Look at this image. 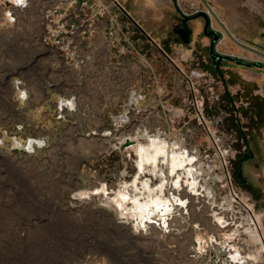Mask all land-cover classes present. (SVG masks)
Instances as JSON below:
<instances>
[{
	"label": "rangeland",
	"instance_id": "obj_1",
	"mask_svg": "<svg viewBox=\"0 0 264 264\" xmlns=\"http://www.w3.org/2000/svg\"><path fill=\"white\" fill-rule=\"evenodd\" d=\"M58 1L28 0L21 7L0 0V264H233L234 251L248 258L243 264H264V248L257 252L264 247V199L255 200L234 182L231 163L244 146L241 141L235 156L227 132L240 133L231 99L247 135L264 145V83L243 85L240 94L230 97L219 77L193 64L182 42L163 43L176 39L175 28L187 17L205 54L214 29L220 33L214 54L264 66V0H154L155 6L171 11L162 23L165 27L159 25L152 32L130 11L137 1L144 6L145 0L128 4V0H90L108 7L106 31L96 35L93 59L80 70L60 50L40 42L42 12ZM114 12L133 30L125 26L124 44L110 26ZM135 36L141 39L136 45ZM159 69H172L176 83L172 80L173 89L154 93L147 81L165 83L163 73H154ZM195 71L206 73L208 80L192 77ZM213 78L214 96L219 95L221 103L211 101L212 93L205 87L197 93L187 88L189 79L202 85ZM169 91L178 98L168 101L164 96ZM187 96L192 116L184 107L190 117L184 122L178 108ZM201 106L207 120L203 123L194 120ZM214 132L220 137L218 152L212 146ZM146 135L180 151L186 149L185 138L189 151L197 145L206 149L189 154L198 159L191 178L201 179L200 202L194 203L193 195L180 190V198L189 199V217L175 216L168 232L154 225L137 230L134 218L114 199L127 190L131 197L144 192L145 180L152 187L164 180L159 171L148 168L135 181L136 149L146 143ZM126 140L132 144L123 149ZM261 175L264 165L258 179ZM170 192L176 190L168 187L166 197ZM214 212L222 213L230 226L220 228ZM249 227L262 237L255 240L245 231Z\"/></svg>",
	"mask_w": 264,
	"mask_h": 264
},
{
	"label": "bare ground",
	"instance_id": "obj_2",
	"mask_svg": "<svg viewBox=\"0 0 264 264\" xmlns=\"http://www.w3.org/2000/svg\"><path fill=\"white\" fill-rule=\"evenodd\" d=\"M16 4L21 7L25 6L19 4L17 0ZM22 96L25 97L26 93H23ZM146 139V143L136 149L138 174L135 181L137 182L139 175L148 168H151L152 173L159 171L164 180L156 187H152L150 180H145L142 183L144 192L139 191L131 197L130 192L127 190L126 193L116 195L114 199L117 200L118 205L125 210L126 214L134 218L137 230L154 225L156 228L168 232L170 231V221L175 216L183 217L187 214L184 219L189 217V203L187 204V201H183L179 196L180 190L184 188L182 182L186 185L189 194L195 197L194 203L199 204L202 197L198 191V182L191 178L193 170L196 169L194 165L195 158L179 149L170 148L169 143L161 139L150 137V135H146ZM33 143L34 141H29L28 146L32 148ZM37 143L42 144L43 142L39 141ZM168 187L176 190V192H170V195L166 197L165 193ZM136 190L139 189L136 188ZM129 203H131V207L128 209L126 206ZM221 214L214 212L212 215L220 228H228L230 223ZM248 221L250 223V219ZM245 231L255 240H258L261 236L259 231H254L250 227L246 228ZM263 248V246L257 248V252L261 253ZM232 259L233 264L247 263V259L236 251H234ZM249 259L254 261L255 257L249 256Z\"/></svg>",
	"mask_w": 264,
	"mask_h": 264
},
{
	"label": "built area",
	"instance_id": "obj_3",
	"mask_svg": "<svg viewBox=\"0 0 264 264\" xmlns=\"http://www.w3.org/2000/svg\"><path fill=\"white\" fill-rule=\"evenodd\" d=\"M12 1L16 3V0ZM117 8L120 9L121 7L118 5ZM107 12L108 7L94 5L90 0H59L42 12L40 42L44 46L60 50L62 55L67 58L66 60L75 69L80 70L93 59L92 47L95 45L96 35L104 34L105 24L103 23H105ZM213 31L219 33L214 29ZM229 57L233 58V55ZM152 74L154 75V73ZM182 74L184 75V72ZM197 76L200 79L208 80L206 73L195 71L192 77L197 78ZM187 82L188 90L197 93L198 89H204L205 87L207 91L212 93L210 96L211 101L215 100L217 103L220 101L219 95L215 93L214 96L215 90L217 92L214 78L209 80L208 84L202 85L195 84L192 79ZM200 98L203 100L204 96L201 95ZM153 108L154 106H151V110ZM203 111L201 106V110L196 113L197 119L202 123L207 121ZM224 152L227 153L228 150L226 149Z\"/></svg>",
	"mask_w": 264,
	"mask_h": 264
},
{
	"label": "crops",
	"instance_id": "obj_4",
	"mask_svg": "<svg viewBox=\"0 0 264 264\" xmlns=\"http://www.w3.org/2000/svg\"><path fill=\"white\" fill-rule=\"evenodd\" d=\"M129 1L133 2L134 0H128L126 3L128 4ZM145 1L146 2H145L144 6H141L139 4V1H137L136 5L132 6L130 11H131L132 17L135 21H137L139 24H141L145 28V30H147L148 32H152L151 30L155 29L157 26L163 25L162 23L165 22L166 15L170 14L171 10H168L169 12H165L167 10L161 9V7H158V5H156V6L154 5V3H155L154 0H145ZM127 8H128V6H127ZM114 13H115V19H114V22H111L110 26H112L117 32H119L120 36H118V38L120 39V44H124V42L122 41V34L124 33V28L126 26L129 31H131V29L127 26L128 24L126 22H124L125 20L122 16H117V13L116 12H114ZM111 18H112V16H111ZM190 21L191 20H189V22ZM113 23H114V25H112ZM180 26H182V25H180ZM163 27H165V26L163 25L162 28ZM190 27L191 26H189V29H191ZM169 28H171V26ZM196 29H197V26L195 27V30ZM105 31H106V29H105ZM132 31H131V33H133ZM191 32L192 33H191L190 41H191V39L193 41L189 42V44H184L183 41L181 40L180 36L177 35L176 33H175V35L178 37L175 36L176 39L174 41H172L171 39L170 40L165 39V40H163V43L164 44H176L178 42H182L183 43L182 47L185 50H187L186 55H188L189 58L190 57L192 58L193 64L197 62V65L199 67H201L200 69H203V71H206L208 73H214L216 75L217 71H216L215 66H213V64H212L213 61H212V57H211V43H212L213 39L211 40L210 37L212 35L210 37L208 36V39H210L209 40L210 42L207 43L206 48H203V49L207 50V54H205L204 52L201 51V47H199L198 44L196 43L197 38L194 35L195 31L194 32L191 31ZM132 38H133L132 42L134 40V42H133L134 45L139 43L141 40L140 38H138V36H135ZM232 41L235 44H237L238 46H240L236 42L237 40H232ZM184 45L186 47L189 46V48L186 49L184 47ZM204 47H205V45H204ZM199 51H201V52H199ZM255 53H259V52L256 51ZM215 55H217V54H215ZM218 56L223 61L222 65H221V70L224 73L225 83H222V85L224 86L226 84V86H227V88H229V91L231 94H240L242 92L241 87L243 85L250 84L252 86L253 84L255 85L256 81H260L261 83L262 82L264 83V79H261V80L256 79V77H258V76L264 77V74L253 72L256 69L264 72V66H249L248 64L241 62L239 60L231 59L229 56H223V55L222 56L218 55ZM195 57L197 58V60ZM209 61L211 64L209 63ZM154 73L155 74L157 73V75H159V76H160V74L163 73L164 74L163 76H165L164 77L165 83H157V82L150 83V78H148V81H147L148 87L152 84L154 87V93L157 92V90L158 91H160V90L164 91L165 89L166 90H170V88L173 89L172 88L173 86L171 87L169 84L170 81H171V83L173 81L175 82V78H174L175 73L172 72V69H167V70L166 69H162V70L159 69ZM155 74H154V76H155ZM231 89L233 90L232 92H231ZM168 93L170 94L171 91H169ZM249 96H251L250 93H249ZM167 99H168V101L173 99L171 97V94H170V98L167 97Z\"/></svg>",
	"mask_w": 264,
	"mask_h": 264
},
{
	"label": "flooded vegetation",
	"instance_id": "obj_5",
	"mask_svg": "<svg viewBox=\"0 0 264 264\" xmlns=\"http://www.w3.org/2000/svg\"><path fill=\"white\" fill-rule=\"evenodd\" d=\"M222 63H223V61H221V65H222ZM220 70H221V66H220ZM221 72H222V70H221ZM222 74L224 76L223 72H222ZM216 76L220 78V81L222 83H225V77H224V80H222L220 75H219V73H218V71H217ZM223 90L226 93H228V95H230V97L232 96L230 94L229 88H227L226 84L223 86ZM170 94H171V97L173 98L174 96H173L172 92ZM170 94H167L164 97L170 98ZM174 98L176 99L178 97H174ZM188 98H189V96L184 98L185 100H183L184 103H182V107L178 108L181 111L182 117L184 118L183 119L184 122H186V120L188 118H190L189 116H192V113L190 111H188V106L186 105V102H187ZM221 102L222 101L220 100L219 103H221ZM230 102L232 103L234 114L236 115L238 113L237 115L240 116L241 114H240L238 106H236L237 105L236 102L232 101L231 99H230ZM184 107H185V111L187 113H189V116L188 115L186 116L184 114V111H183ZM211 110H212V107H211ZM237 115L235 116V118H236L237 124L239 125L240 133L235 131L234 129H231L230 131H227V132H231L230 133L231 134V136H230L231 138H230L229 141L232 143V145L229 144V146L228 145L227 146L231 149V152L233 150V153L236 156L237 146L239 145V143L241 144V141H242L243 144H241V145L244 146V150H242L241 147H240V150H239L240 151L239 152L240 155L238 156L237 159H234L233 162L231 163V167L230 168H231V171L233 173L232 177H233L234 182L238 186H240L241 188H243L246 191H248L255 200H259L258 198H261V197H262V199H264V176L261 175V177L258 179V172H261L262 165H264V152H262V154H261V150L262 151L264 150V148L261 147V146H264V145L261 142H259V141L255 140L254 138H252V136L247 135V133L245 132V128H244V126H243V124L241 122V118H239ZM194 120L197 121L198 120L197 117H195ZM209 120H213V119H211V117H209ZM221 122H223L222 118H221ZM154 130L156 131L155 127H153V131ZM224 134H226V133H224ZM214 136H215L214 139H212L213 134H211V135L208 134V137H210V139H212L214 141V142H212V146L213 147L215 146V148L217 149V152H218V150H219L218 140H220V137L217 136L216 132H214ZM187 142H188V140L185 138V142L183 143V146L186 149H184L183 152H185L187 154H190V152L198 153V152H202V151L206 150V149H202V146H201V148H199L200 146L197 145L196 149H194L192 151L191 150L189 151V149H188L189 144ZM223 146H225V144H223ZM197 148H199V149H197ZM232 148H234V149H232ZM213 151H214V148H213V150L212 149L210 150V154ZM229 151L230 150H228L227 153H229ZM196 162H198L197 158H195L194 163H196ZM224 165L226 167H228V165L226 163H224ZM195 167H196V165H195ZM196 169H197V167H196ZM229 177H231V176H229ZM231 180H232V178H231ZM200 181H201V179L198 180V183H200ZM182 183H183V186H184L183 190L188 191L187 188L185 187L186 185L184 184V182H182ZM183 201H187V204L189 203V199L187 197H185L183 199ZM263 204H264V202H263ZM250 218H252V216ZM252 224L255 225L254 226L255 228L257 227L254 222H252ZM257 228L260 231V227H257ZM262 235H263V233H262ZM262 235H261V237H262ZM230 258H231V256H230ZM247 260H248V258H247ZM231 261H232V258H231Z\"/></svg>",
	"mask_w": 264,
	"mask_h": 264
},
{
	"label": "water",
	"instance_id": "obj_6",
	"mask_svg": "<svg viewBox=\"0 0 264 264\" xmlns=\"http://www.w3.org/2000/svg\"><path fill=\"white\" fill-rule=\"evenodd\" d=\"M17 2L19 4H22L25 6H27V4H28V0H17ZM200 16H202L205 19L206 27H208L209 22H208L207 18L205 17V14L201 13ZM188 21H189V18H187V17L183 18L182 26H179L178 28L175 29V33L180 36V38L184 44H189L191 33H192L191 30L189 29L188 25H187ZM211 35L213 36V40L211 43V57H212L213 65L216 67V70L218 71L221 79L224 80V76L220 70L222 60L220 59V57L218 55L214 54V45L217 42V40L219 39V35L217 32H213V33L209 34V37ZM237 43L245 49H248L252 52H256L255 50H253L247 46H244V45L240 44L239 42H237ZM131 144H132V142L130 140H126V142L124 144H122V148L123 149L127 148V147L131 146Z\"/></svg>",
	"mask_w": 264,
	"mask_h": 264
}]
</instances>
